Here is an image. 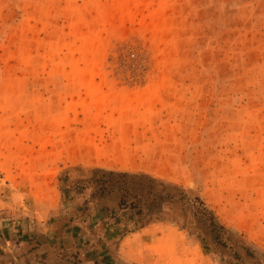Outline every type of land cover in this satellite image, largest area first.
<instances>
[{
    "label": "rangeland",
    "instance_id": "1",
    "mask_svg": "<svg viewBox=\"0 0 264 264\" xmlns=\"http://www.w3.org/2000/svg\"><path fill=\"white\" fill-rule=\"evenodd\" d=\"M98 167L186 189L264 264V0H0V205L66 203ZM203 235L177 201L132 264L234 259Z\"/></svg>",
    "mask_w": 264,
    "mask_h": 264
},
{
    "label": "crops",
    "instance_id": "2",
    "mask_svg": "<svg viewBox=\"0 0 264 264\" xmlns=\"http://www.w3.org/2000/svg\"><path fill=\"white\" fill-rule=\"evenodd\" d=\"M92 190L43 208L12 193L0 213V264H132L131 234L108 238L116 198ZM81 195V196H80ZM32 205L34 207H32ZM65 205L67 208H65ZM43 206V205H41ZM39 207V206H38Z\"/></svg>",
    "mask_w": 264,
    "mask_h": 264
},
{
    "label": "trees",
    "instance_id": "3",
    "mask_svg": "<svg viewBox=\"0 0 264 264\" xmlns=\"http://www.w3.org/2000/svg\"><path fill=\"white\" fill-rule=\"evenodd\" d=\"M93 174L90 179L76 181L73 190L81 194L94 186L92 197L112 195L116 198V205L111 208L113 222L108 227V231L112 229L108 238L137 231L149 225L155 217L161 216L168 206L184 201L193 210L203 230L201 243L206 251L211 247V240L217 245H223L224 250L231 248L234 259H226L224 264H243L245 258L239 247L245 248L249 255L252 254L249 246L241 239L227 244V239H232V229L227 228L208 205L199 197L191 196L186 189L177 185L171 188L167 182L146 172L98 167L93 170ZM222 236L226 237L225 241Z\"/></svg>",
    "mask_w": 264,
    "mask_h": 264
},
{
    "label": "built area",
    "instance_id": "4",
    "mask_svg": "<svg viewBox=\"0 0 264 264\" xmlns=\"http://www.w3.org/2000/svg\"><path fill=\"white\" fill-rule=\"evenodd\" d=\"M2 198H3V194L0 191V202L3 201ZM3 209H4L3 206L0 205V213L2 212Z\"/></svg>",
    "mask_w": 264,
    "mask_h": 264
}]
</instances>
